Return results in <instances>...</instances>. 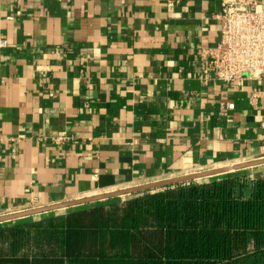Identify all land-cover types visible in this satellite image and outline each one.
<instances>
[{
	"label": "crops",
	"instance_id": "crops-1",
	"mask_svg": "<svg viewBox=\"0 0 264 264\" xmlns=\"http://www.w3.org/2000/svg\"><path fill=\"white\" fill-rule=\"evenodd\" d=\"M221 12L0 0V216L262 157L263 85L201 77Z\"/></svg>",
	"mask_w": 264,
	"mask_h": 264
},
{
	"label": "trees",
	"instance_id": "trees-1",
	"mask_svg": "<svg viewBox=\"0 0 264 264\" xmlns=\"http://www.w3.org/2000/svg\"><path fill=\"white\" fill-rule=\"evenodd\" d=\"M0 226V264H264V176L248 168Z\"/></svg>",
	"mask_w": 264,
	"mask_h": 264
},
{
	"label": "built area",
	"instance_id": "built-area-1",
	"mask_svg": "<svg viewBox=\"0 0 264 264\" xmlns=\"http://www.w3.org/2000/svg\"><path fill=\"white\" fill-rule=\"evenodd\" d=\"M220 18V41L201 52V77L216 78L225 83L246 77L260 82L263 88L253 94L252 102L263 100L261 128L264 140V0H222ZM7 44V40L0 41L2 47ZM68 138L62 131L53 140L63 142Z\"/></svg>",
	"mask_w": 264,
	"mask_h": 264
},
{
	"label": "water",
	"instance_id": "water-1",
	"mask_svg": "<svg viewBox=\"0 0 264 264\" xmlns=\"http://www.w3.org/2000/svg\"><path fill=\"white\" fill-rule=\"evenodd\" d=\"M261 164H264V157H259V158H255L252 160L239 162L231 166L216 167V168L194 172V173L177 176V177H173L169 179H164V180L144 183L140 185H135L131 187L121 188V189H117V190H113L109 192H104V193H100L96 195L78 198V199L67 200V201H63V202H59V203L51 204L47 206H41V207L31 208L27 210L12 212L9 214L1 215L0 222L19 219V218L41 214L45 212H50V211H55V210H59L63 208L74 207V206H78V205H82V204H86V203H90L94 201H100V200H104L108 198L121 196L123 194L148 191L151 189L166 187L169 185L191 181V180H196V179L203 178V177L216 176L219 174L228 173L230 171L246 169V168L254 167L257 165H261Z\"/></svg>",
	"mask_w": 264,
	"mask_h": 264
},
{
	"label": "rangeland",
	"instance_id": "rangeland-1",
	"mask_svg": "<svg viewBox=\"0 0 264 264\" xmlns=\"http://www.w3.org/2000/svg\"><path fill=\"white\" fill-rule=\"evenodd\" d=\"M251 172H253L254 174H258V175H263L264 176V164H261V165H257L255 167H249L248 168ZM235 171V170H234ZM230 172H233V171H230ZM229 173V172H228ZM223 174H226V173H223ZM219 175H222V174H219ZM219 175H216V176H219ZM212 177H215V176H211V177H203V178H199V179H196V180H208ZM162 187L160 188H155V189H151V190H148V191H156V190H159L161 189ZM135 193H130V194H123L121 196H117L120 200H126L128 199L129 197L133 196ZM106 200V199H104ZM70 208V207H69ZM67 208H63V209H59V210H56L54 212H62V211H65ZM51 212V211H50ZM49 212V214H51ZM47 213H42L41 215L44 216L46 215ZM41 215H34V217H38V216H41ZM33 216V215H32ZM34 217H23V218H19V219H14V220H9V221H3V222H0V226H3V225H6V224H9V223H13V222H17L18 220H26V219H29V218H34Z\"/></svg>",
	"mask_w": 264,
	"mask_h": 264
}]
</instances>
